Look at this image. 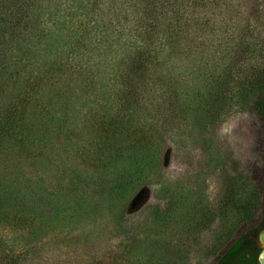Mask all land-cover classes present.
<instances>
[{"label": "trees", "instance_id": "16d2710c", "mask_svg": "<svg viewBox=\"0 0 264 264\" xmlns=\"http://www.w3.org/2000/svg\"><path fill=\"white\" fill-rule=\"evenodd\" d=\"M232 108L264 123V0H0V264H115L94 250L104 222L115 239L160 234L158 213L131 222L130 195L169 196L166 141ZM230 171L217 234L256 214L254 180ZM225 241L207 264L237 252L219 255Z\"/></svg>", "mask_w": 264, "mask_h": 264}, {"label": "rangeland", "instance_id": "374dc122", "mask_svg": "<svg viewBox=\"0 0 264 264\" xmlns=\"http://www.w3.org/2000/svg\"><path fill=\"white\" fill-rule=\"evenodd\" d=\"M248 20L252 23L255 16L250 15ZM214 125L182 148L174 149V141H166L160 172L161 179L173 188L169 196L157 199L156 188L152 185L137 188L130 195L131 222L140 223L142 217L155 212L160 215L162 232L115 239L113 226L104 222L94 244L102 262L114 255L115 264H118L119 258L131 261L137 254L144 253L147 264H167L171 259L175 264H207L203 254L216 237L224 239L226 236L217 231L227 232L228 228L222 223L224 204L221 198L226 178L232 173L231 165L255 180L257 164L261 162L257 159L264 158L260 156V153L264 155V123L259 119L232 108ZM209 140L219 153L217 166L203 152V143ZM229 207L228 224L234 214L231 211L234 206Z\"/></svg>", "mask_w": 264, "mask_h": 264}, {"label": "flooded vegetation", "instance_id": "af4514ba", "mask_svg": "<svg viewBox=\"0 0 264 264\" xmlns=\"http://www.w3.org/2000/svg\"><path fill=\"white\" fill-rule=\"evenodd\" d=\"M260 156H264L260 154ZM261 161V162H260ZM264 158L257 159L258 169L256 172L255 199L253 205L256 208L255 218L244 223L234 234L226 235L223 250L219 255L237 249L232 256L227 254L221 264H264ZM215 247V244L209 248ZM214 252V251H213ZM215 254V253H214ZM218 258V257H217ZM211 264H220L216 261Z\"/></svg>", "mask_w": 264, "mask_h": 264}]
</instances>
